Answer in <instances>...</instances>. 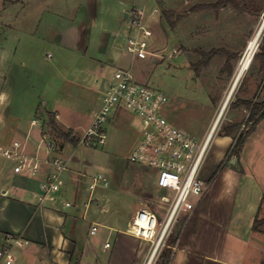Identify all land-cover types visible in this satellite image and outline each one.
<instances>
[{"label":"crops","instance_id":"1","mask_svg":"<svg viewBox=\"0 0 264 264\" xmlns=\"http://www.w3.org/2000/svg\"><path fill=\"white\" fill-rule=\"evenodd\" d=\"M244 6L246 11L238 12V15L243 17L241 24L247 27L240 40V47L232 53L231 49L224 46L223 50L230 54H217L197 63L190 62L194 54H179L183 57L181 64L189 76L193 67L200 64L199 66L205 69L217 68L218 73L226 74L233 80L238 62L243 56L238 52L248 40L250 30L248 28L255 25L253 20H248V17L253 16L251 13L253 9L245 2ZM124 9L125 6L121 8L122 11ZM115 11H118L117 8ZM115 17L118 18L117 24L121 31L117 30L108 36L110 48H107L104 54H56V60L50 65L43 64L44 59H53L50 54H12L22 30L19 17L13 20L12 29L7 30L1 38L0 146L9 147L14 141H21L25 143L27 153L33 155L42 134H46L60 155L68 160L69 167V171L61 176L58 201L39 205L36 198L38 184L49 169L43 167L42 173L36 178L20 177L13 174L12 164L0 157V245L5 234L19 235L27 242L22 248L16 249L14 264H146L154 248L149 241L126 232L137 210L146 209L148 206V209L153 210L160 219L163 217V212L155 207L163 193L156 191L154 171L146 167L149 170L145 173L154 178L152 181L148 180L146 184H142L136 178L132 185L134 203L129 214L125 215L118 212L120 207L115 202L98 192V189H106L110 185L109 176L104 170L103 176L107 180V185L96 189L94 193L96 203L89 207L83 217L80 202L86 196L88 184V179L83 174L93 176L98 171L88 173L86 170L81 172L76 169L78 160L73 155L72 143L57 138L48 127V120L51 117L62 132H71V139L77 138L80 134L75 132L76 124L86 119L89 126L92 113L100 106V93L114 72L128 69L137 62H147L148 57L145 60H136L126 53L124 39L129 33V25L124 15L122 18L119 15ZM145 20L150 26V20L146 16ZM224 22L229 27L230 21ZM262 33L264 35V29ZM230 35L231 30L223 29L215 34L214 41L224 42ZM154 37L155 32L151 41V51L155 45ZM82 41L85 44L86 38ZM77 42L75 39L68 44L78 48ZM254 56L257 58L259 54ZM254 56L252 59H256ZM247 73L248 69L235 89L233 99H238V103L228 111L225 120L227 129L221 135L217 130L218 125L213 133L211 131L223 99L215 105L204 132L198 138L202 139L211 132L212 148L216 149L214 160L210 162L207 156L200 172L205 192L196 202L194 210L181 216L184 218L182 223L171 227L166 238L156 249L152 263L157 253L165 249L169 253V259L165 264H264V230L253 228L256 220L264 217V213L259 211V195L253 199L252 196H246L245 180L248 178L242 174L244 169L240 166L242 152L240 151L238 158L230 153L237 138L235 133L239 123L245 117L244 103L248 102L250 96L257 90L264 74V65L256 70V76L251 77L249 85L242 90ZM140 81L144 83V80ZM231 101L233 100L230 98L223 113L227 111ZM169 108L168 102L164 116L173 124L166 116ZM125 120L136 121L138 127L137 131L132 132L134 139L131 151L139 138L138 118L125 110H116L110 115L106 126L115 128ZM263 121L264 118L259 122ZM40 156L44 158L45 154L40 152ZM225 156L229 159L222 169V171L227 169L221 181V187L225 189L223 196L210 197L207 195L209 184L214 173L222 166L221 162ZM234 162L237 166L232 164ZM133 169L136 176H139L141 172L138 168ZM234 193L236 199L232 196ZM238 201L247 205V212L235 211L229 205ZM64 202L73 203V207L66 208ZM94 225L97 226V231L92 235L90 231ZM106 243L109 244L108 248H105Z\"/></svg>","mask_w":264,"mask_h":264},{"label":"rangeland","instance_id":"2","mask_svg":"<svg viewBox=\"0 0 264 264\" xmlns=\"http://www.w3.org/2000/svg\"><path fill=\"white\" fill-rule=\"evenodd\" d=\"M117 1L119 5H117ZM218 1L0 0V46L1 38L4 37L7 30L12 29L13 20L19 17L20 22H22L20 25L22 30L18 35L12 54L52 55L53 59L43 60L45 65L53 64L56 60V54H104L107 48H110V40H107L108 36L117 30L121 31L117 24L118 18L116 19L115 16L119 15L122 18L126 12L130 13L137 8L142 9L145 16L150 20L152 33L155 32L153 39L155 45H153L152 50L157 53L158 57L149 56L147 62H137L131 65L129 69L139 82L144 80L145 84L161 90L167 96L170 108L166 112V116L174 126L189 135L200 138L215 109V105L218 101L224 99L233 80L226 74L218 73L219 69L217 68L205 69L200 67V64L193 67L189 76L187 70L181 64L183 57L179 54H194L193 58H190V62L197 63L200 60H205L204 55L211 51H225L223 50L224 46H227L234 53L236 52L234 50L240 47V40L247 28L241 24V18L243 17L239 16L238 11L231 6L226 5L217 11L210 8ZM244 2L249 8L253 9L251 12L253 16L248 17V20H253L255 25L248 28L250 29L248 40L238 54H244L248 41L253 37L264 16V0H244ZM124 6L126 9L122 11L121 8ZM203 6L206 8H199ZM116 8L118 11H115ZM154 8L157 9L156 12H154ZM163 10L173 13L171 18L174 23L173 29L169 28L162 17ZM150 13L153 15H150ZM228 20L230 21L229 27L224 24V21ZM223 29L231 30L232 35L227 36L224 42H215V34L218 31H223ZM263 36L262 33L255 54H262V52L264 54V51H261L260 48ZM85 38L86 43L83 44L82 40ZM75 39L78 40V48L68 44L69 41L74 42ZM173 49H177L178 55L175 54L169 57V53ZM228 53L230 54V52ZM160 56H164V59ZM261 65H264V55L252 59L242 90L249 85L251 77L256 76V70ZM235 93L236 90L233 94L234 97H231L233 101L230 102L227 111L222 114L219 120L217 130L220 135L227 129L225 128L227 126L225 120L228 111L238 103V99H233ZM262 100L264 101V74L261 76L257 90L250 96L247 103L250 108V106L258 104ZM251 122L250 110L247 107L244 120L239 123L238 130L235 133L237 138L245 137L251 128ZM87 127L86 119H82L76 124L75 132L81 134ZM105 129L106 142L103 147H85L76 143L71 145L73 155L78 160L75 167L81 172L86 170L88 173H95L99 169L105 170L109 176L110 185L106 189H98V192L108 200L115 202L120 207L118 210L120 214L128 215L135 199L132 185L136 178L142 184H146L148 180L152 181L154 178L145 173L149 170L146 167L133 165L126 160L134 139L132 132L138 130L136 121L125 120L116 125L115 128L105 125ZM212 144L206 155V158L209 157L210 162L216 156V149L215 147L212 148ZM235 150L232 147L230 153L233 154ZM241 152L240 166L244 169L242 174L248 178L245 180L247 186L246 196H252L253 199L256 195H259V211L264 213V121L259 122L254 133L245 138ZM228 159V156H225L221 162L222 166L214 173L209 184L208 196H223L225 189L223 186L221 187V181L227 169L223 171L222 169L227 165ZM232 164L237 166L236 162ZM133 167L138 168L141 172L139 176H136ZM228 167H230V164H228ZM106 169H109V171ZM232 196L235 199L237 198L236 193ZM229 205L235 211L241 213L248 211L247 205L242 204L240 201L232 202ZM146 209H148V206ZM157 219L160 222L161 219L158 215ZM183 219V217H180L174 226L180 225ZM256 226L264 230V217L256 220ZM168 259L169 253L162 249L155 256L152 264H165Z\"/></svg>","mask_w":264,"mask_h":264},{"label":"built area","instance_id":"3","mask_svg":"<svg viewBox=\"0 0 264 264\" xmlns=\"http://www.w3.org/2000/svg\"><path fill=\"white\" fill-rule=\"evenodd\" d=\"M126 20L129 25V33L124 39L126 53L136 60H145L152 55L158 57L156 52L150 50L153 33L146 23L144 11L134 9L126 15ZM177 53V49H173L169 57ZM160 57L164 59V56ZM99 101L100 106L92 113L89 126L74 138L76 144L103 147L106 142L105 125L116 110H125L138 118L139 138L126 160L154 171L156 191L163 193L155 207L163 212V217L159 222L153 210H137L126 232L158 248L176 221L190 214L205 192L200 172L211 145L212 134L210 132L198 139L171 124L164 116L167 96L161 90L139 82L129 68L114 72L100 93ZM40 152L45 154L44 158ZM0 157L9 161L13 174L20 177L36 178L42 173L43 167L48 168L49 172L38 184L36 198L39 205L58 201L61 176L69 171L68 160L60 155L46 134H42L37 143L35 154L27 153L25 143L14 141L9 147L0 146ZM83 176L88 179L86 196L80 202L84 217L89 207L96 203V189L106 186L107 180L100 169L93 176ZM63 204L66 208L73 207L71 202ZM96 231L97 226H92L90 233L93 235ZM26 244L19 235L5 234L0 245V264H14L16 249ZM108 247L106 243L105 248Z\"/></svg>","mask_w":264,"mask_h":264},{"label":"trees","instance_id":"4","mask_svg":"<svg viewBox=\"0 0 264 264\" xmlns=\"http://www.w3.org/2000/svg\"><path fill=\"white\" fill-rule=\"evenodd\" d=\"M226 5L231 6L234 10H236L238 12L246 11V8L244 6V0H219L215 5L210 6V8L217 11ZM199 8L201 9V8H206V7L203 6V7H199ZM162 17L166 21L169 28L173 29L174 23L171 21V18L173 17V13L163 10L162 11ZM260 48H261V51H264V36H263V41H262V45L260 46ZM217 54H225L226 55L229 53L226 51H211L208 54H205L204 58H205V60H207L210 57L217 55ZM259 55H264V54L262 52V54H259ZM254 57L256 58V56H254ZM244 105L246 106V108L248 107V109L250 110L252 125H251V128L246 133L245 137H238L235 139V143L233 145V148L236 150L233 152L232 155L236 156L237 158L239 157L241 147L243 145L245 138L254 131V128L257 125V123L264 118V101H262L261 103H258V104H254V105L250 106V108H249V105L247 102L244 103ZM48 127L50 128L51 133L53 135H55L57 138H60L66 142L68 141L72 144L76 143V141L73 138L71 139V132H62L56 126L55 122L53 121V119L51 117L48 120ZM233 130L235 131L236 129L234 128ZM256 227L257 226H256V222H255L253 224V228L256 229Z\"/></svg>","mask_w":264,"mask_h":264},{"label":"bare ground","instance_id":"5","mask_svg":"<svg viewBox=\"0 0 264 264\" xmlns=\"http://www.w3.org/2000/svg\"><path fill=\"white\" fill-rule=\"evenodd\" d=\"M260 23L261 24L257 28V30L254 33L253 37L250 39V41H248L246 49H245V52H244L242 58L240 59V61L238 63V66H237L233 81H232V83H231V85L229 87L228 92L226 93V95L224 97V100H223V102L221 104V107L219 108L217 116H216V118H215V120L213 122V125L211 127L212 128V130H211L212 133L214 132L215 129H217L216 127H217V125L219 123V120H220V118H221L226 106L228 105V102H229L232 94H234V91H235V89H236V87H237L242 75L250 67V64L252 62V58H253V56H254L257 48H258L259 39H260V37L262 35V32H263V29H264V16H263L262 21ZM155 248L152 249L146 264H152V260L150 261V259H151V257H154Z\"/></svg>","mask_w":264,"mask_h":264},{"label":"water","instance_id":"6","mask_svg":"<svg viewBox=\"0 0 264 264\" xmlns=\"http://www.w3.org/2000/svg\"><path fill=\"white\" fill-rule=\"evenodd\" d=\"M126 15H127V14H124V18H126Z\"/></svg>","mask_w":264,"mask_h":264}]
</instances>
